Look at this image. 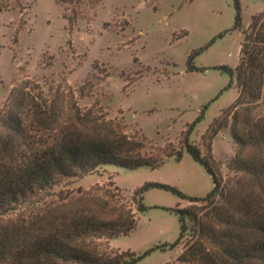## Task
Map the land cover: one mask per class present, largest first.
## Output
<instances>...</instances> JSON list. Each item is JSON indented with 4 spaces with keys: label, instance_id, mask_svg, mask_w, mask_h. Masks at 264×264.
Instances as JSON below:
<instances>
[{
    "label": "rangeland",
    "instance_id": "374dc122",
    "mask_svg": "<svg viewBox=\"0 0 264 264\" xmlns=\"http://www.w3.org/2000/svg\"><path fill=\"white\" fill-rule=\"evenodd\" d=\"M240 1L248 27L264 1ZM87 3L0 0L5 7L0 10V112L14 87L24 89L30 117L49 112L54 102L68 114L95 107L108 119L122 121L130 136L146 139L151 150L170 142L183 148V133L208 105L190 137L206 152L203 136L238 96L236 84L228 88L231 76L215 69L239 63L243 34L234 28V0H101L94 9ZM75 9L79 17L69 22ZM200 48L205 49L194 62L202 70L189 71L188 58ZM235 147L230 127L212 142L224 179L231 174L228 164ZM147 183L175 186L190 196H205L213 188L211 175L184 150L181 161L170 157L155 169L108 165L98 173L66 178L47 204L110 191L138 220L129 235L109 243L108 251L150 252L136 264H182L183 244L172 247L180 223L171 209L192 203L171 191L149 188L143 193L148 209L138 212L140 198L134 199V193Z\"/></svg>",
    "mask_w": 264,
    "mask_h": 264
},
{
    "label": "trees",
    "instance_id": "16d2710c",
    "mask_svg": "<svg viewBox=\"0 0 264 264\" xmlns=\"http://www.w3.org/2000/svg\"><path fill=\"white\" fill-rule=\"evenodd\" d=\"M100 2L87 4L94 9ZM234 5V28L243 34L239 63L215 69L231 76L228 88L236 84L238 96L203 136L206 152L190 137L208 105L183 133V148L170 142L148 150L146 139L130 136L122 121L108 119L95 107L68 114L54 102L49 112L30 117L29 93L12 89L0 112V264L138 263L150 252L108 251L109 243L129 235L138 220L116 194L88 192L61 204L47 203L66 178L98 173L108 165L155 169L170 157L181 161L184 150L211 175L213 188L205 196H190L175 186L147 183L134 193V199L140 198L138 212L148 209L144 191H171L192 203L171 209L179 216V238L172 247L183 244L180 263L264 264V9L244 27L241 1L234 0ZM73 11L69 22L79 17ZM205 48L190 54L189 71L202 70L194 61ZM226 127L236 147L228 164L231 174L224 179L212 142ZM41 131L43 139L38 137ZM17 212L28 215L8 217Z\"/></svg>",
    "mask_w": 264,
    "mask_h": 264
}]
</instances>
